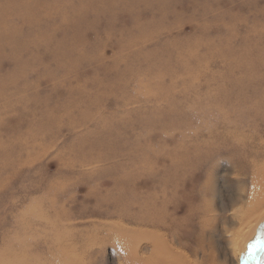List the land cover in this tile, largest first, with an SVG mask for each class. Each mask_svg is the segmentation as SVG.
Here are the masks:
<instances>
[{
    "label": "rangeland",
    "instance_id": "374dc122",
    "mask_svg": "<svg viewBox=\"0 0 264 264\" xmlns=\"http://www.w3.org/2000/svg\"><path fill=\"white\" fill-rule=\"evenodd\" d=\"M232 132L264 142V0H0V264H120L112 223L156 208L245 264Z\"/></svg>",
    "mask_w": 264,
    "mask_h": 264
},
{
    "label": "bare ground",
    "instance_id": "6f19581e",
    "mask_svg": "<svg viewBox=\"0 0 264 264\" xmlns=\"http://www.w3.org/2000/svg\"><path fill=\"white\" fill-rule=\"evenodd\" d=\"M238 134V132L226 133L225 136L220 139L222 142L226 141L225 146L221 150V153L226 157V161H228V164L232 163V168L234 171L232 172V174L235 177V185H232V190L235 194L232 193V195H230L231 197H229V201L231 202V200H233L231 205H234L239 201L242 202L243 198H248L247 211L245 213V216L243 215L244 217L242 218V222L240 224L245 228L238 233L240 236L238 240L240 242L238 243V245L236 244V250L240 251L246 244L249 243L254 247V251H257V249L260 248L259 245L264 242V142L260 140L257 141L256 139H254V137H251V135L241 137ZM229 143H231L232 145L238 144V147H230ZM233 151L240 154L236 155L233 153ZM167 176L169 179L170 175L167 174ZM173 176L175 175L173 174ZM225 181H228V179ZM229 185L227 184V187ZM247 185H250L249 191H247L246 189ZM207 188L208 187H206L205 189ZM226 191L225 193L228 192ZM153 195L155 194L153 193ZM199 195L200 191L198 192V196ZM151 197L153 198V196ZM155 197L158 198L155 195L154 199H156ZM191 199L195 200L196 197H192ZM219 199L222 201L221 198ZM146 202H148V200ZM152 203L153 202H151V205L154 204ZM148 204L149 203H147L146 205L147 207ZM143 207H145V205ZM238 208L236 209V211L238 210ZM206 212H203L202 215L206 214ZM191 214L192 218L198 217V215L195 213ZM169 216L172 218L173 214L171 213L169 214ZM164 217L165 215L162 208H156L155 210L152 209V213L143 215L141 217L128 218L125 222H127L129 225L133 224L131 226H121L119 224L112 223V230L110 229V231H113V233H109L108 236H113V238L109 244L118 251L120 264H198L196 262L193 263L184 252L179 251L174 247V241H172V237L169 235V232H172L174 230L172 219L167 226ZM199 217L201 216L199 215ZM190 220L191 219L189 217L188 222ZM202 223L204 222L201 221L200 225H204ZM100 228H103V226ZM170 234L173 235V232ZM186 235L187 236H185L183 240L189 239V237L191 236V234L189 235L188 232H186ZM191 238L192 241L194 240V242H196L197 244L199 243V236ZM84 254L89 255V251H85ZM205 263L210 262L204 260V262H202L201 264ZM55 264L80 263H78V261L73 262V260L68 259L67 256H65L64 260L58 259Z\"/></svg>",
    "mask_w": 264,
    "mask_h": 264
},
{
    "label": "water",
    "instance_id": "95a60500",
    "mask_svg": "<svg viewBox=\"0 0 264 264\" xmlns=\"http://www.w3.org/2000/svg\"><path fill=\"white\" fill-rule=\"evenodd\" d=\"M245 264H264V242Z\"/></svg>",
    "mask_w": 264,
    "mask_h": 264
}]
</instances>
